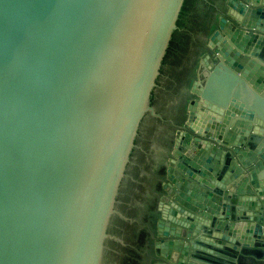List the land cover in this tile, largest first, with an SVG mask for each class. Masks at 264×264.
<instances>
[{"label":"water","instance_id":"95a60500","mask_svg":"<svg viewBox=\"0 0 264 264\" xmlns=\"http://www.w3.org/2000/svg\"><path fill=\"white\" fill-rule=\"evenodd\" d=\"M205 8L155 252L264 264V0H0V264L121 262L156 186L160 93Z\"/></svg>","mask_w":264,"mask_h":264},{"label":"flooded vegetation","instance_id":"af4514ba","mask_svg":"<svg viewBox=\"0 0 264 264\" xmlns=\"http://www.w3.org/2000/svg\"><path fill=\"white\" fill-rule=\"evenodd\" d=\"M213 5H216L218 9L224 8L225 0H210ZM213 8H206L198 15L191 33L194 34L187 40L184 50H187L188 56L183 59L187 65L179 66V68L172 69L170 66V72L172 76L171 86L165 85V95L161 92L160 105L161 113L164 118V122L159 120L154 121L153 128L149 131V138L147 143L154 144V153L147 154L146 164L144 165V172L151 174L149 183L147 186H155V190L150 193V201L146 213L140 216L141 222L130 226V234L128 235L130 244L133 247L126 249L124 257L121 262L117 264H177L172 260H165L164 258L156 255L155 243L159 238L156 237V223L158 220L157 204H158V192L161 191V181L164 176L163 165H167L169 154L172 150L173 143L176 139V133L178 126L183 124L185 117L186 105L189 100V94L192 83L194 81V75L199 63L200 58L207 55L202 50L201 44L203 36L209 33L213 22L217 20V11H213ZM199 24L202 26L199 27ZM200 52L197 60L196 55ZM178 64V63H177ZM194 64V66H192ZM196 65V67H195ZM173 67V65H172ZM163 95V96H162ZM176 126V127H175ZM156 134V136H154ZM154 136V137H153ZM160 182L158 184V181ZM148 189V187H147ZM145 202V200H144ZM143 202V203H144ZM176 258V257H175ZM178 258V257H177ZM188 264V260L183 264Z\"/></svg>","mask_w":264,"mask_h":264},{"label":"crops","instance_id":"0c3cea01","mask_svg":"<svg viewBox=\"0 0 264 264\" xmlns=\"http://www.w3.org/2000/svg\"><path fill=\"white\" fill-rule=\"evenodd\" d=\"M222 154H224V158H223V160H224V164H225V165L222 164V165H220V167H221L222 169H223V168L226 169V168H228V166H229L228 164H227V165H228V166H227L226 163H225V162H226V159H227L226 151H224V153H222ZM222 156H223V155H222ZM221 168H220V169H221ZM239 168H241L240 165H235V168H234V172H233V173L236 174V172L239 171ZM251 169H253L252 166L249 167L247 170H245L246 173H248ZM228 172H229V171H228ZM231 173H232V172H230L229 174H231ZM242 175H244V174H241L240 177H241ZM257 177H258L259 182L262 183V186L264 187V178H263V177H264V170H263L261 173H258ZM231 189H233V188H231ZM262 199L264 200V197H263ZM259 202H260V201H259ZM263 203H264V202H263ZM263 203H262V204H263ZM247 206H248V205H247ZM263 207H264V204H263ZM263 212H264V211H263ZM263 212H261V213H263ZM262 215H263V214H262ZM259 228H260V229H261V228L263 229V226H262V227L259 226ZM263 234H264V233H263ZM177 257H178V256H177ZM189 258H191V254L189 255ZM175 261H176V260H175ZM175 261H174V262H175ZM178 262H179V260H178V258H177V263H178ZM186 264H187V263H186ZM188 264H191V263H189V259H188ZM208 264H209V263H208Z\"/></svg>","mask_w":264,"mask_h":264}]
</instances>
